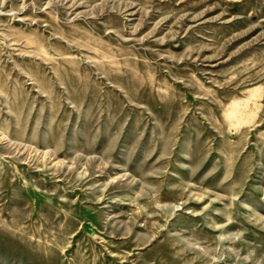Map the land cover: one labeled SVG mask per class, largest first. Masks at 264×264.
Returning a JSON list of instances; mask_svg holds the SVG:
<instances>
[{
    "label": "rangeland",
    "instance_id": "rangeland-1",
    "mask_svg": "<svg viewBox=\"0 0 264 264\" xmlns=\"http://www.w3.org/2000/svg\"><path fill=\"white\" fill-rule=\"evenodd\" d=\"M0 264H264V0H0Z\"/></svg>",
    "mask_w": 264,
    "mask_h": 264
}]
</instances>
